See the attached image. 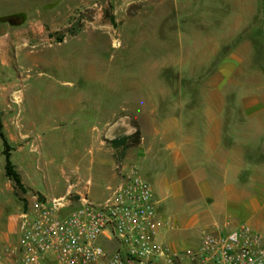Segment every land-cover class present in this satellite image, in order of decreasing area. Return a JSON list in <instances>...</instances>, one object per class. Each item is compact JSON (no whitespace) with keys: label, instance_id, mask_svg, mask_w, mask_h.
I'll return each instance as SVG.
<instances>
[{"label":"rangeland","instance_id":"1","mask_svg":"<svg viewBox=\"0 0 264 264\" xmlns=\"http://www.w3.org/2000/svg\"><path fill=\"white\" fill-rule=\"evenodd\" d=\"M7 13L14 26L40 18L42 28L18 31L0 57V131L23 184L5 172L0 135V248L16 241L32 194L104 196L115 163L131 164L136 146L111 139L135 123L150 130L147 108L156 104L155 115L163 114L166 90L183 91V118L205 120L196 90L230 50L244 58L241 79L264 91V0H0ZM158 205L173 223L162 229L165 239L178 246L226 221L225 228L264 231L244 209L183 195Z\"/></svg>","mask_w":264,"mask_h":264},{"label":"crops","instance_id":"2","mask_svg":"<svg viewBox=\"0 0 264 264\" xmlns=\"http://www.w3.org/2000/svg\"><path fill=\"white\" fill-rule=\"evenodd\" d=\"M33 19L21 27L1 21L0 57L7 53V44L16 43L18 31L42 28L40 18ZM243 63L230 50L218 62L212 81L208 77L197 88L194 98L204 101L205 120L183 118L189 104L183 91L166 90L171 100L163 114L155 115L156 104L147 108L153 113L151 128L139 126L132 163L150 182L158 203L169 195H183L235 213L244 209L253 219L249 222L264 230V91L241 79ZM175 95L178 99L173 100Z\"/></svg>","mask_w":264,"mask_h":264},{"label":"built area","instance_id":"3","mask_svg":"<svg viewBox=\"0 0 264 264\" xmlns=\"http://www.w3.org/2000/svg\"><path fill=\"white\" fill-rule=\"evenodd\" d=\"M114 171L97 199L79 190L32 194L0 264H264V231L249 224L203 231L188 246L168 242L162 229L173 223L150 182L133 163Z\"/></svg>","mask_w":264,"mask_h":264},{"label":"trees","instance_id":"4","mask_svg":"<svg viewBox=\"0 0 264 264\" xmlns=\"http://www.w3.org/2000/svg\"><path fill=\"white\" fill-rule=\"evenodd\" d=\"M14 16H15L14 14H6V15L0 16V18H2L3 20H9L10 22L15 23L16 21H13ZM0 126H1V122H0ZM0 135L2 137V142L4 145L3 151L5 153V172L9 177H11L14 180L16 184H18L20 187H23L20 174L15 169L10 159V150H9L10 146H9L8 140L1 131H0ZM140 136H141L140 127L137 123H135V129L133 132L129 134L121 135L119 137H113L111 139V142L115 146L119 144L136 145L140 140Z\"/></svg>","mask_w":264,"mask_h":264}]
</instances>
